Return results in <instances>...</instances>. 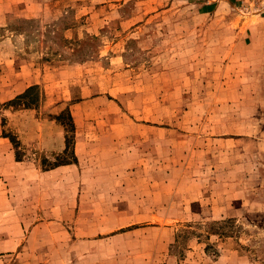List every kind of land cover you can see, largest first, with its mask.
<instances>
[{"label": "rangeland", "instance_id": "rangeland-1", "mask_svg": "<svg viewBox=\"0 0 264 264\" xmlns=\"http://www.w3.org/2000/svg\"><path fill=\"white\" fill-rule=\"evenodd\" d=\"M1 132L0 264H264V0H0Z\"/></svg>", "mask_w": 264, "mask_h": 264}, {"label": "crops", "instance_id": "crops-1", "mask_svg": "<svg viewBox=\"0 0 264 264\" xmlns=\"http://www.w3.org/2000/svg\"><path fill=\"white\" fill-rule=\"evenodd\" d=\"M23 91H24V89H23ZM24 139H25V137H24ZM28 140H36V138L31 137V138H28ZM38 141H40V144H41V142L42 143L45 142L42 138H39ZM47 141H49V139H47ZM12 145H13V142H12L11 138L7 135H4V133L1 132L0 133V187L5 186V188H7V186H11L12 184L7 182L9 180H14V181L17 180L18 183L23 182L24 186L26 184L28 185L29 181L33 180V183L35 186L36 183L39 182V180H40V178L38 176H36V174L38 172H41V171H39L38 168H36V167H34L33 169H31V168L26 169V164L24 163L26 160L20 159L17 157V152L15 150V147H13L15 152L13 150L11 151ZM48 145L50 146V149H54V147L56 146V143L49 142ZM69 165H71V164L61 165V166L51 168L48 170H44V171L45 172H54L57 170L62 171L65 168L69 167ZM18 168H23L22 170L25 169V170H28L29 172L33 171V178H31L30 180H27L24 175H21V177H20V174H19L18 178L14 179L15 169H18ZM0 217H3V216H0ZM7 218H18V217L9 215V216H7ZM3 233L4 234H16L18 236L23 234L22 230H20V228L18 226H14L13 229L8 227L7 230H5ZM12 245H14V246H11V248L7 252L8 253L9 252H15V251L18 252L22 247V246H20L21 245V239L19 238L17 242L12 241ZM32 247L33 246H25V247H23V249L29 250ZM16 261H18V263H19V260H15L13 258H11V259L6 258L5 264H12L13 262H16ZM32 261H33V263L39 262V259H33Z\"/></svg>", "mask_w": 264, "mask_h": 264}, {"label": "trees", "instance_id": "trees-1", "mask_svg": "<svg viewBox=\"0 0 264 264\" xmlns=\"http://www.w3.org/2000/svg\"><path fill=\"white\" fill-rule=\"evenodd\" d=\"M61 165H66V164H55L54 166H51V168H55V167H58V166H61Z\"/></svg>", "mask_w": 264, "mask_h": 264}]
</instances>
